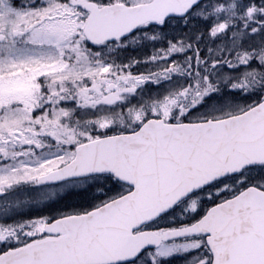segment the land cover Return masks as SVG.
Wrapping results in <instances>:
<instances>
[{"label":"snow or ice","instance_id":"1","mask_svg":"<svg viewBox=\"0 0 264 264\" xmlns=\"http://www.w3.org/2000/svg\"><path fill=\"white\" fill-rule=\"evenodd\" d=\"M0 264H264V0H0Z\"/></svg>","mask_w":264,"mask_h":264}]
</instances>
